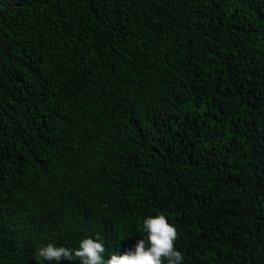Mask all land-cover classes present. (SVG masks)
Segmentation results:
<instances>
[{
    "label": "trees",
    "instance_id": "1",
    "mask_svg": "<svg viewBox=\"0 0 264 264\" xmlns=\"http://www.w3.org/2000/svg\"><path fill=\"white\" fill-rule=\"evenodd\" d=\"M158 214L182 264H264V0H0V264Z\"/></svg>",
    "mask_w": 264,
    "mask_h": 264
},
{
    "label": "clouds",
    "instance_id": "2",
    "mask_svg": "<svg viewBox=\"0 0 264 264\" xmlns=\"http://www.w3.org/2000/svg\"><path fill=\"white\" fill-rule=\"evenodd\" d=\"M143 227L148 234L147 246L145 241L140 239L134 250L112 254L107 260L103 256L105 246L97 236L96 239H83L76 250L52 243L38 248L35 253L37 264H43V261H56L59 264L62 260H72L73 256L78 258L81 264H162L163 258L167 259L168 264H182V254L175 248L178 231L168 222L165 215L148 217L143 221Z\"/></svg>",
    "mask_w": 264,
    "mask_h": 264
}]
</instances>
